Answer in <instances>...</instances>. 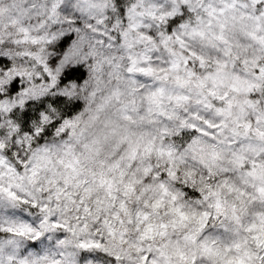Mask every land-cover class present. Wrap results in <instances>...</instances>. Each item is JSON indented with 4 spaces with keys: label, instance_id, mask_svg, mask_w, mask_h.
<instances>
[{
    "label": "clouds",
    "instance_id": "clouds-1",
    "mask_svg": "<svg viewBox=\"0 0 264 264\" xmlns=\"http://www.w3.org/2000/svg\"><path fill=\"white\" fill-rule=\"evenodd\" d=\"M0 264H264V0H0Z\"/></svg>",
    "mask_w": 264,
    "mask_h": 264
}]
</instances>
